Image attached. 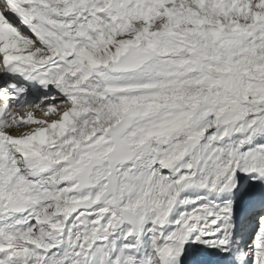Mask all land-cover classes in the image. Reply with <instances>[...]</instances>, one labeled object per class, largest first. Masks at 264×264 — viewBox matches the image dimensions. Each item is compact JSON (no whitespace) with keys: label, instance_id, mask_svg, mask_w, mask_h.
I'll use <instances>...</instances> for the list:
<instances>
[{"label":"snow or ice","instance_id":"1","mask_svg":"<svg viewBox=\"0 0 264 264\" xmlns=\"http://www.w3.org/2000/svg\"><path fill=\"white\" fill-rule=\"evenodd\" d=\"M0 264H264V0H0Z\"/></svg>","mask_w":264,"mask_h":264}]
</instances>
